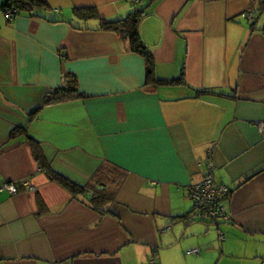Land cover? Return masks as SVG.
Masks as SVG:
<instances>
[{"label":"crops","instance_id":"obj_1","mask_svg":"<svg viewBox=\"0 0 264 264\" xmlns=\"http://www.w3.org/2000/svg\"><path fill=\"white\" fill-rule=\"evenodd\" d=\"M48 1L44 19L10 22L0 7V188L19 190L0 191V264H264V0H142L156 77L227 95L202 98L147 87L128 40L74 15L119 21L129 0ZM67 75L86 98L44 105ZM15 129L25 134L11 141ZM31 140L78 188L105 162L126 170L108 212L51 181ZM209 151L233 190L219 224L200 220L188 192Z\"/></svg>","mask_w":264,"mask_h":264},{"label":"trees","instance_id":"obj_2","mask_svg":"<svg viewBox=\"0 0 264 264\" xmlns=\"http://www.w3.org/2000/svg\"><path fill=\"white\" fill-rule=\"evenodd\" d=\"M3 1L2 10L4 11V14L6 10L13 9L16 11L14 19L20 15H27L30 18L44 19L46 13L49 14L54 11L48 0ZM260 4L261 11H264V2L261 1ZM74 15L85 24L93 20H98L99 31L115 33L121 39L128 40L130 44V51L141 56L146 63L147 87L158 88L186 86L194 92L197 98L207 96H227L221 91L217 90L191 88L186 84L183 76L170 80H162L156 77L154 59L140 37L139 28L143 16L145 15V11L139 10V7L130 16L119 21H108L101 19L94 8H76L74 9ZM52 22L58 23L55 20ZM65 78L67 82L64 86L45 96L44 105H51L75 98H86V95L80 92L79 84L75 77L72 75H67ZM23 134H25L23 129H15L13 132H11L10 139L13 141ZM31 141L34 157L42 166V169L48 172V177L51 181H58L64 184L74 193L77 192L78 194H83L84 196L92 194L90 199L92 206H94L101 213L108 212V206L116 201L117 193L127 177L126 170L110 162H105L94 175L87 188H78L72 182L51 171L48 165L45 163L40 144L36 141Z\"/></svg>","mask_w":264,"mask_h":264},{"label":"built area","instance_id":"obj_3","mask_svg":"<svg viewBox=\"0 0 264 264\" xmlns=\"http://www.w3.org/2000/svg\"><path fill=\"white\" fill-rule=\"evenodd\" d=\"M134 9L137 10L143 4L142 0H129ZM16 11L8 9L5 12L7 20L12 22L15 18ZM66 84V81L64 82ZM259 128L264 130V122L260 123ZM205 176L203 181L189 188V197L194 203V210L201 221L219 224L230 221V214L227 210L226 203L233 193V190L225 185L219 184L216 180V164L213 160L212 151H209L203 162ZM30 187V185H29ZM8 191L12 195L18 193V187L14 184H8L0 188V191ZM188 255H198V249L189 251ZM154 264V263H152Z\"/></svg>","mask_w":264,"mask_h":264},{"label":"rangeland","instance_id":"obj_4","mask_svg":"<svg viewBox=\"0 0 264 264\" xmlns=\"http://www.w3.org/2000/svg\"><path fill=\"white\" fill-rule=\"evenodd\" d=\"M3 2H4L3 0H0V7L2 6Z\"/></svg>","mask_w":264,"mask_h":264}]
</instances>
